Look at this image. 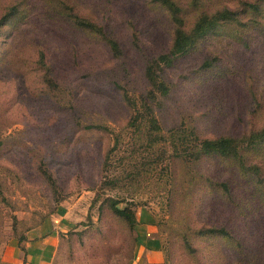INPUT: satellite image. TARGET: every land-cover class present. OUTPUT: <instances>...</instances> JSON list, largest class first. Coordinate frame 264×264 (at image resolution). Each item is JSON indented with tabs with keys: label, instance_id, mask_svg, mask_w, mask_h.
<instances>
[{
	"label": "rangeland",
	"instance_id": "rangeland-1",
	"mask_svg": "<svg viewBox=\"0 0 264 264\" xmlns=\"http://www.w3.org/2000/svg\"><path fill=\"white\" fill-rule=\"evenodd\" d=\"M170 1L0 0V252L62 217L52 264H264V0ZM215 16L148 126V64Z\"/></svg>",
	"mask_w": 264,
	"mask_h": 264
},
{
	"label": "trees",
	"instance_id": "trees-1",
	"mask_svg": "<svg viewBox=\"0 0 264 264\" xmlns=\"http://www.w3.org/2000/svg\"><path fill=\"white\" fill-rule=\"evenodd\" d=\"M160 4L165 6L173 20L176 24L179 23L178 20V12L179 9L175 7V4L170 0H157ZM219 20L216 16L208 19L206 17L198 20L193 28L190 31H184L180 25H177L174 34L172 47L168 54L161 55L156 59L152 60L145 71V76L150 86V91L146 100L142 103V109L145 111V120L144 122L149 126L156 127V117L154 114V109L151 106L153 102H155L157 96H165L168 93L167 86L161 81L159 77V71L162 66H169L173 60L181 54H184L197 40L202 37L208 29H210V24H215ZM126 101L132 107H136V104L130 101L127 97ZM139 112V110H138ZM199 151L202 154H210V153H218L222 156H227L234 154L236 152V147L234 145V141L231 139L219 138L215 140H204L201 142V149ZM112 210L114 214L122 219L133 228L135 219L132 215L128 213L125 209H118L116 206H112ZM30 231V230H29ZM212 233L225 234L222 230H211ZM64 237L60 235V246L58 252L62 246V241H64ZM58 255V254H57Z\"/></svg>",
	"mask_w": 264,
	"mask_h": 264
},
{
	"label": "crops",
	"instance_id": "crops-1",
	"mask_svg": "<svg viewBox=\"0 0 264 264\" xmlns=\"http://www.w3.org/2000/svg\"><path fill=\"white\" fill-rule=\"evenodd\" d=\"M61 218L48 232H41L45 230L41 227L34 228L26 233V239L22 242L6 245L0 252V264H52L60 246ZM144 251L149 263L158 264L163 261L159 248Z\"/></svg>",
	"mask_w": 264,
	"mask_h": 264
}]
</instances>
